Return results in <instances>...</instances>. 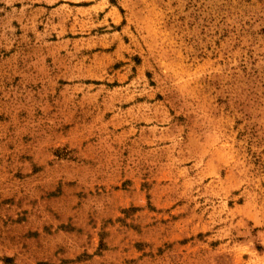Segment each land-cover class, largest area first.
Segmentation results:
<instances>
[{
    "label": "rangeland",
    "instance_id": "obj_1",
    "mask_svg": "<svg viewBox=\"0 0 264 264\" xmlns=\"http://www.w3.org/2000/svg\"><path fill=\"white\" fill-rule=\"evenodd\" d=\"M0 264H264V0H0Z\"/></svg>",
    "mask_w": 264,
    "mask_h": 264
},
{
    "label": "crops",
    "instance_id": "obj_2",
    "mask_svg": "<svg viewBox=\"0 0 264 264\" xmlns=\"http://www.w3.org/2000/svg\"><path fill=\"white\" fill-rule=\"evenodd\" d=\"M12 253H13V252H11V253H6V254H7V255H13Z\"/></svg>",
    "mask_w": 264,
    "mask_h": 264
}]
</instances>
